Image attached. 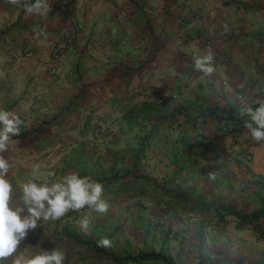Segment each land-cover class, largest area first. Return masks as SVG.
Returning <instances> with one entry per match:
<instances>
[{"label": "crops", "instance_id": "0c3cea01", "mask_svg": "<svg viewBox=\"0 0 264 264\" xmlns=\"http://www.w3.org/2000/svg\"><path fill=\"white\" fill-rule=\"evenodd\" d=\"M65 1L48 0L50 10L38 18V42H33L31 54L23 58L27 66L22 69L40 74L42 82L40 129L46 122L52 128L60 126L59 113L67 103L79 114H92L75 123L79 128L86 126V134L81 136L86 142L95 141L90 134L94 124L116 115L107 141L117 167L121 159L133 161L138 147L143 149L139 142L147 137V166L159 163L162 168L166 163L171 169L170 160L188 163L196 158L192 151L207 145L213 149V161L219 168H223L224 156L234 160L248 153L246 163L251 172L264 177V143H256L247 133V116L234 125L232 134L223 132L212 120L177 123L175 119L177 109L185 106L232 105L240 112L242 106L224 91L223 80L241 92L250 105L259 106L264 101V84L256 70V64L264 62V0H79L72 17L63 19L59 7ZM3 11L17 16L19 5L0 0V14ZM69 30L73 31L69 50L56 75L51 76L47 66L51 43ZM209 51L220 60L212 65V75L205 76L196 70L194 60ZM178 90L182 95L168 97ZM63 95H68L64 98L67 102ZM119 185L130 188L126 181ZM194 203H207L208 210L201 211L202 205ZM218 203L247 212L264 208V204L245 209L190 198L185 208L192 215L198 214L200 221L208 218L213 204ZM261 221L264 218L258 223ZM230 224L240 230L252 227L230 220L224 228L212 229L226 230ZM243 233V237L250 236ZM260 248L264 251V246ZM259 264H264V255Z\"/></svg>", "mask_w": 264, "mask_h": 264}, {"label": "rangeland", "instance_id": "374dc122", "mask_svg": "<svg viewBox=\"0 0 264 264\" xmlns=\"http://www.w3.org/2000/svg\"><path fill=\"white\" fill-rule=\"evenodd\" d=\"M80 3L79 0H66L59 7L61 17L71 18V11ZM23 5L24 0H21L17 16L5 11L0 14V109L15 113L22 121L20 135L13 137L15 145L3 154L12 165L7 179L13 185L14 199H19L20 187L29 181L51 185L76 173L102 183V198L110 207L106 215L85 208L80 212L70 211L60 220L40 221V226L31 230L19 245L22 252L34 255L41 249L50 251L58 248L66 254L64 264H115L108 257L110 254L124 258L151 252L163 254L175 264H259V259L264 255L260 248L264 246L263 221L256 227L243 230L234 224H230L226 230L207 228L198 236V214L192 215L185 208L189 198L217 200L245 209L263 205L264 177L251 172L246 163L248 153L243 156L244 159L241 155L234 160L224 156L223 168H219L213 161V149L205 145L197 152L192 151L196 158L188 163L172 159L169 161L173 165L171 169L166 163L162 168L159 163L150 167L146 162L148 142L145 137L139 142L143 149L138 147L136 158L133 161L121 159V165L117 167L111 159L113 156L110 157L114 151L107 141L111 137L116 115L94 124L90 132L95 139L92 143L81 138L86 134V126L79 128L75 125L77 120H84L87 115L86 121L92 114H79L67 103L62 105L59 113L60 126L52 128L46 122L45 127L40 129V74H29L22 69L27 66L23 58L31 54L33 42H38L35 35L38 33L40 15H23ZM72 32L69 30L62 38L51 43L47 65L51 76L56 75L61 58L69 50ZM261 33L264 34V30ZM218 60L213 54L212 65ZM257 67L264 70V62L256 64ZM258 75L263 85L264 73ZM222 86L228 95L236 98L238 91L230 88L226 80L222 81ZM180 95L182 91L178 90L170 92L168 97L175 99ZM67 96L63 95L62 98ZM260 98H263L262 95ZM64 102L67 101L64 99ZM241 103L253 109L258 107L246 102L245 96ZM206 106L214 105L177 109L179 116L175 119L177 123L183 120L200 121L201 116L194 118L196 111L192 109ZM236 113L240 115V112ZM207 119L220 124L227 134L235 131L234 124L229 121L213 117ZM112 177L118 180L109 183ZM122 181L129 182L130 188L120 187ZM159 198L162 200L160 203ZM85 217L91 223L87 231H82L79 224ZM243 231L250 236L243 237ZM104 237L112 241L110 248L97 246V241ZM244 250L246 252L237 258ZM140 263L130 261L123 264ZM7 264H11V261Z\"/></svg>", "mask_w": 264, "mask_h": 264}, {"label": "clouds", "instance_id": "9594fccd", "mask_svg": "<svg viewBox=\"0 0 264 264\" xmlns=\"http://www.w3.org/2000/svg\"><path fill=\"white\" fill-rule=\"evenodd\" d=\"M6 3L18 6L21 0H6ZM23 6L26 15H39L50 10L48 0H24ZM212 60L211 51L203 57L195 58L196 70L211 76L214 71ZM240 115L248 117L244 121V128L251 138L256 143H264V102L255 109L242 105ZM21 123L15 113L0 109V264H7L9 260L11 264H64L66 254L58 248L50 251L41 249L37 254L25 255L24 251H18L19 245L30 230L40 226V221L60 220L70 211L80 212L85 208L106 215L110 205L102 198V183L76 173L51 185L29 181L20 187L19 199L15 200L13 185L7 179L12 165L3 154L15 145L13 137L20 135ZM90 223L85 217L79 226L82 231H87ZM97 246L110 248L112 241L104 237L97 241Z\"/></svg>", "mask_w": 264, "mask_h": 264}, {"label": "trees", "instance_id": "16d2710c", "mask_svg": "<svg viewBox=\"0 0 264 264\" xmlns=\"http://www.w3.org/2000/svg\"><path fill=\"white\" fill-rule=\"evenodd\" d=\"M29 2H34V0H30ZM259 67H257L258 73H264V70H260ZM192 111H196L194 113V118L201 116L202 120H205L207 117H213L216 119L229 121V123H232L234 125L240 123L242 120L241 116L236 113V109L233 106L227 107L225 105L221 106L219 104H216L214 106H206L199 109L193 108ZM193 205H202L203 208H201V211L208 210L209 207L207 203H194ZM262 218H264V208H259L247 212L241 209H237L232 205H225L223 203L213 204V212L209 215V217L202 218L200 220L197 235L201 236L207 228H224L230 220L236 221V223L242 227H245L247 225L256 227L258 221ZM29 232H31V230ZM108 257L111 258L115 264H123L130 261L141 263H145V261H157L161 264H175L170 258H167L163 254L155 252L142 254L140 256H127L124 258H117L110 254V256Z\"/></svg>", "mask_w": 264, "mask_h": 264}, {"label": "built area", "instance_id": "2783aa9c", "mask_svg": "<svg viewBox=\"0 0 264 264\" xmlns=\"http://www.w3.org/2000/svg\"><path fill=\"white\" fill-rule=\"evenodd\" d=\"M230 89V88H229ZM231 90V89H230ZM244 96L241 92H237L236 93V99L238 100V102L240 103V106L242 105H246L245 103H241V101L243 100Z\"/></svg>", "mask_w": 264, "mask_h": 264}]
</instances>
